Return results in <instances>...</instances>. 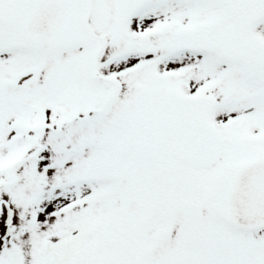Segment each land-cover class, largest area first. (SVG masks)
Masks as SVG:
<instances>
[{
	"label": "snow or ice",
	"instance_id": "6c2138e0",
	"mask_svg": "<svg viewBox=\"0 0 264 264\" xmlns=\"http://www.w3.org/2000/svg\"><path fill=\"white\" fill-rule=\"evenodd\" d=\"M0 264H264V0H0Z\"/></svg>",
	"mask_w": 264,
	"mask_h": 264
}]
</instances>
